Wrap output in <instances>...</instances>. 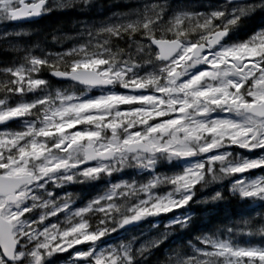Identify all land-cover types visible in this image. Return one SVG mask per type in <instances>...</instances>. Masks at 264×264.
<instances>
[{
    "label": "snow or ice",
    "instance_id": "6c2138e0",
    "mask_svg": "<svg viewBox=\"0 0 264 264\" xmlns=\"http://www.w3.org/2000/svg\"><path fill=\"white\" fill-rule=\"evenodd\" d=\"M93 7L0 0V24ZM256 16L264 0H138L98 23L81 21L64 51L18 49L0 68V264H54L68 249L63 264H150L192 213L173 215L163 231L162 221L150 223L158 232L150 239L130 229L191 208L200 190L236 174L229 195L264 208V175H242L264 172V26L243 32ZM24 35L0 29L5 41ZM45 73L99 94L53 89ZM233 146L260 155H234ZM101 181L95 194L83 191ZM257 216L176 243L156 264H264V247L234 241L245 228L264 237V211Z\"/></svg>",
    "mask_w": 264,
    "mask_h": 264
},
{
    "label": "trees",
    "instance_id": "16d2710c",
    "mask_svg": "<svg viewBox=\"0 0 264 264\" xmlns=\"http://www.w3.org/2000/svg\"><path fill=\"white\" fill-rule=\"evenodd\" d=\"M95 7L88 11H80L78 8L60 10L53 14L48 15L44 19L38 22H32L30 24L24 25H13L9 28V32L23 31L25 35L22 38H13L10 41H5L0 39V68L13 62L20 58L21 52L18 49H23L26 45L32 48L40 47L47 48L52 51H64L73 46V40L78 28L83 25L81 21L91 23H98L104 20L106 17L112 15L113 12H127L134 8L138 0H93ZM171 2L176 3L178 0H171ZM194 3H210L214 0H193ZM203 10V9H201ZM264 26V17L256 16L255 18L249 19L248 22L243 26V32L250 34L253 30L259 29ZM52 34L61 38L60 43H55L52 40ZM44 78L49 80L53 89L59 88V86L66 84L65 82L57 81L49 76L47 73L44 74ZM36 94H39L37 91ZM32 93L25 100L32 98ZM17 100L19 98H16ZM19 123L14 121L10 123V127L17 129ZM219 168V164H217ZM254 173H257L253 171ZM131 172L124 174L122 177L117 175L114 177L115 180L121 178L127 179ZM232 176H228L221 181L215 182L219 184V190L223 191L225 194L224 200L213 201L210 199L214 192L204 187L197 193V196L193 198L190 202L191 208L185 206V208L180 209L179 212L189 211L192 213V224L189 228L178 229L175 234L170 236L168 240L160 246L159 250H153L154 254L149 257L150 264H156L157 260L163 259V251L168 247L174 246L179 242H187L192 240L195 242V237L201 233H209L210 231H216L217 229L223 230L226 225H237L243 227L241 220L248 218L249 216L254 217L259 220L257 216L258 212L264 211V208L253 207L252 202L247 203L240 200L237 197L229 195V190L231 187L230 179ZM220 182L222 184H220ZM104 182H97L95 188H84L83 191L91 194H95L97 190L103 187ZM199 187V185L197 186ZM67 191L80 194L82 189L80 186H69ZM200 201L197 203L196 201ZM79 204L80 201L77 200ZM176 214V210L173 212L162 214L159 218L161 220L169 219ZM156 218H148L140 222L137 227H133L130 231L135 235H140L141 231L144 232L143 239H150L158 235L156 229L150 228V223H155ZM164 225L163 221L160 224V231H163ZM247 229L244 232H238L234 236L235 243L242 247L247 246H261L264 247V237L260 235L248 236L246 235ZM221 238H226L222 235ZM63 253L61 256H65Z\"/></svg>",
    "mask_w": 264,
    "mask_h": 264
},
{
    "label": "rangeland",
    "instance_id": "374dc122",
    "mask_svg": "<svg viewBox=\"0 0 264 264\" xmlns=\"http://www.w3.org/2000/svg\"><path fill=\"white\" fill-rule=\"evenodd\" d=\"M78 95H80L79 93H77ZM85 95V94H83ZM81 126V125H80ZM79 128V125L77 126ZM68 131H73V129H69ZM84 143H87L86 141H82ZM231 150V149H230ZM239 153V152H237ZM240 154V153H239ZM241 155V154H240ZM260 155V152L256 155V156H247V157H250V158H256ZM244 156V155H243ZM257 176H260V175H257ZM253 178H255L256 176H252ZM59 191V190H57ZM64 218L61 217V220H63ZM157 220H160V218L158 217ZM161 221V220H160ZM75 247H84V245H76ZM73 251V249H68L67 252H64L67 254V256H65L62 260L60 261H57V262H54V264H63L64 261H67L69 259V253H71Z\"/></svg>",
    "mask_w": 264,
    "mask_h": 264
},
{
    "label": "clouds",
    "instance_id": "9594fccd",
    "mask_svg": "<svg viewBox=\"0 0 264 264\" xmlns=\"http://www.w3.org/2000/svg\"><path fill=\"white\" fill-rule=\"evenodd\" d=\"M210 199H212V198H210Z\"/></svg>",
    "mask_w": 264,
    "mask_h": 264
}]
</instances>
